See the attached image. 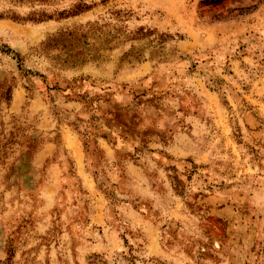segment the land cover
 I'll list each match as a JSON object with an SVG mask.
<instances>
[{
    "label": "rangeland",
    "instance_id": "1",
    "mask_svg": "<svg viewBox=\"0 0 264 264\" xmlns=\"http://www.w3.org/2000/svg\"><path fill=\"white\" fill-rule=\"evenodd\" d=\"M0 264H264V0H0Z\"/></svg>",
    "mask_w": 264,
    "mask_h": 264
},
{
    "label": "trees",
    "instance_id": "2",
    "mask_svg": "<svg viewBox=\"0 0 264 264\" xmlns=\"http://www.w3.org/2000/svg\"><path fill=\"white\" fill-rule=\"evenodd\" d=\"M12 2H14L15 4H40V5H49L50 4V0H10ZM82 6V5H81ZM79 6V8L81 7ZM82 9H86V6L84 5L83 7H81ZM76 14V13H73ZM63 14H61L60 16H62ZM31 17L29 18L31 21L33 22H42V21H46L50 19V16H48L47 13L43 12V11H33L30 15ZM15 20H18L17 17H14ZM10 93H11V86L8 87L5 91V95L7 96L6 100L9 101L10 100Z\"/></svg>",
    "mask_w": 264,
    "mask_h": 264
}]
</instances>
